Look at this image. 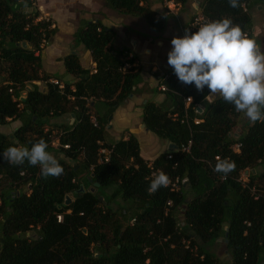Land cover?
I'll list each match as a JSON object with an SVG mask.
<instances>
[{"label":"trees","instance_id":"obj_1","mask_svg":"<svg viewBox=\"0 0 264 264\" xmlns=\"http://www.w3.org/2000/svg\"><path fill=\"white\" fill-rule=\"evenodd\" d=\"M174 1L185 5L189 0ZM107 2L121 14L143 19L153 32L165 29V17L147 0ZM32 3L0 0V126L21 122L12 135L0 134V264H264V171L258 169L264 168V121L242 126L243 114L234 105L222 97L206 101L207 87L200 92L194 84L169 78L164 103L143 104L141 120L176 149L149 165L133 135L108 140L107 119L135 93L138 80L135 68L122 71L126 62H134L126 61L124 50L106 49L114 31L100 22H86L75 31L73 42L90 52L96 73L69 54L63 59L65 74L76 80L60 90L50 80L61 75H46L40 57L56 31L50 21L39 20ZM257 7L264 10V0H239L237 8L228 0H203L199 12L209 21L230 19L255 40L251 11ZM186 98H191L188 107ZM89 99L107 104L105 115L94 114L99 128L90 124ZM63 114L73 115V124L52 121ZM194 119L201 122L196 125ZM55 130L58 148L52 149ZM40 139L63 167L61 176L44 177L39 165L4 159L8 147L30 149ZM188 141L190 152H181ZM99 143L111 150L108 163L99 162ZM215 157L234 161L235 170L226 176L214 171ZM157 170L170 183L178 179V189L168 185L150 194ZM243 172L256 200L238 182ZM220 238L228 263L212 251Z\"/></svg>","mask_w":264,"mask_h":264},{"label":"crops","instance_id":"obj_2","mask_svg":"<svg viewBox=\"0 0 264 264\" xmlns=\"http://www.w3.org/2000/svg\"><path fill=\"white\" fill-rule=\"evenodd\" d=\"M147 1L151 10L165 17V29L160 33L150 30L141 18L115 11L107 0H32V5L39 12L40 18L48 19L56 31L41 51L40 57L43 72L51 77L61 75L58 80L61 83L72 84L76 80L71 74H65L63 59L67 55L77 54L84 69L90 70L95 64L90 52L82 44L73 42V35L82 24L100 22L114 31L115 36L106 49L110 53L124 50L129 57L132 56V67L138 72V80L134 87L135 93L108 117V140H127L129 135H133L139 143L140 156L150 165L159 155L168 152L170 143L144 128L141 120L142 106L146 102L155 105L164 103L165 95L158 91L157 86L167 72L173 71L167 63V53L172 48L171 40L185 35L190 20L199 12L203 0H189L185 5H178L174 12L166 11L163 0ZM253 10L256 16L264 14L262 7ZM27 11L31 9L28 7ZM252 34L261 51H264V17L258 23H253ZM219 97V94H209L206 101L210 103ZM90 103L93 114H106V102L91 100ZM198 111L202 113V108ZM52 121L59 125H71L74 116L63 114ZM247 122L249 120L242 115L240 124L245 126ZM20 126V121H8L0 126V134L10 136ZM236 134H241L240 128L236 129Z\"/></svg>","mask_w":264,"mask_h":264},{"label":"clouds","instance_id":"obj_3","mask_svg":"<svg viewBox=\"0 0 264 264\" xmlns=\"http://www.w3.org/2000/svg\"><path fill=\"white\" fill-rule=\"evenodd\" d=\"M228 3L232 8L239 6V0ZM171 45L167 63L180 82L194 84L200 92L207 87L210 95L219 94L251 123L264 121V51L239 25L228 18L213 20L193 34L186 30L182 38L174 37ZM47 148L45 140L40 139L30 149L10 146L3 157L12 165H23L25 161L31 166L39 165L44 177H59L64 169ZM216 159L214 171L226 176L235 170L234 161ZM169 184V177L157 170L148 192L154 194Z\"/></svg>","mask_w":264,"mask_h":264},{"label":"built area","instance_id":"obj_4","mask_svg":"<svg viewBox=\"0 0 264 264\" xmlns=\"http://www.w3.org/2000/svg\"><path fill=\"white\" fill-rule=\"evenodd\" d=\"M163 5L166 9V11L168 12H174L176 10V8L178 7V3H176L174 0H163ZM40 19H43V18H40L39 17V20ZM45 20L46 22H48L49 20L48 19H43ZM207 22H210L208 19H206L200 12H197L193 17L192 19L190 20L189 24H188V28H187V31L189 32V34H193L195 32L198 31V28L203 25L204 23H207ZM132 59V56H127L126 58V61H129ZM133 68L132 67V64L126 62L122 68V71H126V70H129ZM90 73L91 74H95L96 73V65L94 64L91 68H90ZM169 78H177V76L174 74V70L173 71H169L167 72L161 79V81L159 82L158 86H157V89L159 92L161 93H164L166 90H167V87L165 86L164 84V81L168 80ZM50 83L56 85L58 87V89L60 90H63V83L59 82L58 80L56 79H53V80H50ZM91 102V99H89L87 101V104H89ZM191 103V98H186L185 99V106L188 107V105ZM173 118L176 119L177 118V115H173ZM89 121H90V124L92 125V127L94 128H99V125H98V121L95 117V115L93 113H90L89 114ZM183 121H186L187 122V116L185 118V120ZM201 121L199 119H194L193 120V123L194 124H199ZM99 145H101L100 149H99V154H100V159H99V162L100 163H108L109 162V158H110V154H111V150L108 149V148H105V147H102V143H99ZM190 147H191V141H188L186 145H182L180 150L181 152L183 153H189L190 152ZM63 148L67 149L68 146H63ZM239 149H240V144H236L232 147V150L234 152H239ZM168 158L170 159L171 156H168ZM217 157H215L216 159ZM217 160V159H216ZM247 172H243L241 174V176L239 177L238 179V182H240L242 184V187L244 189H248L252 195H254V199L256 200L258 197L255 196V189L254 188H251L249 189L248 186L246 185L247 184ZM224 178H222L223 180ZM170 187H171V190H177L178 189V185H179V181L178 179H176L175 181L171 182L170 184ZM168 205H170V203H168ZM61 217L58 216V221H60ZM134 219L130 220L129 222V225L132 226L133 223H134ZM249 225V224H247Z\"/></svg>","mask_w":264,"mask_h":264},{"label":"rangeland","instance_id":"obj_5","mask_svg":"<svg viewBox=\"0 0 264 264\" xmlns=\"http://www.w3.org/2000/svg\"><path fill=\"white\" fill-rule=\"evenodd\" d=\"M257 14L255 13L254 10L251 11V17L252 16H256ZM264 17V14H259L258 16L256 17H252V25L253 23H258L259 19L260 18H263ZM43 19H46V18H43ZM40 88L44 87L43 84H38ZM96 111L98 113H100V111L98 109H96ZM101 114V113H100ZM59 130H55L51 135V144L50 146L52 147V149H57L58 148V137H59ZM50 152L51 154H53L54 156H56L54 154V152L52 151H48ZM260 171H264V168H258ZM212 251L219 257V259L223 262V263H228L229 261V255L227 254L226 252V249H225V246H224V243H223V240L222 238H220L217 243L213 246L212 248Z\"/></svg>","mask_w":264,"mask_h":264},{"label":"water","instance_id":"obj_6","mask_svg":"<svg viewBox=\"0 0 264 264\" xmlns=\"http://www.w3.org/2000/svg\"><path fill=\"white\" fill-rule=\"evenodd\" d=\"M22 47L23 48H26V44L25 43H22ZM199 110V109H198ZM72 117H73V115H72ZM110 128V127H109ZM176 149V147L174 146V145H172V144H169V147H168V152H171V151H173V150H175ZM95 185V187H98L99 185L98 184H94ZM83 191V189L81 188L80 190H79V192H82ZM71 203V198L69 197V196H66L65 197V205H69Z\"/></svg>","mask_w":264,"mask_h":264}]
</instances>
